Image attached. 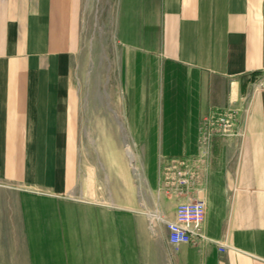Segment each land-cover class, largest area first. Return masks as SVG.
Here are the masks:
<instances>
[{
    "label": "crops",
    "instance_id": "0c3cea01",
    "mask_svg": "<svg viewBox=\"0 0 264 264\" xmlns=\"http://www.w3.org/2000/svg\"><path fill=\"white\" fill-rule=\"evenodd\" d=\"M151 43L127 53L120 139L139 163L143 208L80 180L84 0H0V264H264V0H147ZM236 107L206 171L205 240L147 227L159 157H196L209 110ZM118 138V137H117ZM133 195V194H132ZM175 199L161 197L165 220ZM156 207V206H155Z\"/></svg>",
    "mask_w": 264,
    "mask_h": 264
},
{
    "label": "rangeland",
    "instance_id": "374dc122",
    "mask_svg": "<svg viewBox=\"0 0 264 264\" xmlns=\"http://www.w3.org/2000/svg\"><path fill=\"white\" fill-rule=\"evenodd\" d=\"M146 1L84 0L83 50L72 67L80 98V180L89 183L93 197L105 200L127 195L117 183H135V192L129 193L126 203L107 204L126 209L144 205L139 199L142 173L139 163L129 161L133 160L130 151L129 159L124 153L128 141L119 138L118 113L126 84V55L143 50L144 40L151 43L154 39L152 12L144 10Z\"/></svg>",
    "mask_w": 264,
    "mask_h": 264
},
{
    "label": "built area",
    "instance_id": "2783aa9c",
    "mask_svg": "<svg viewBox=\"0 0 264 264\" xmlns=\"http://www.w3.org/2000/svg\"><path fill=\"white\" fill-rule=\"evenodd\" d=\"M237 108L229 105L204 114L198 127L200 154L196 157H159L157 181L153 191L156 204L146 210L147 227L154 231L164 224L167 240L173 246L191 244L196 239L205 240L202 224L206 211V199L200 193L205 190L207 163L215 138H228L235 133ZM161 197L175 199L174 218L165 220L158 201ZM156 206V207H155Z\"/></svg>",
    "mask_w": 264,
    "mask_h": 264
},
{
    "label": "bare ground",
    "instance_id": "6f19581e",
    "mask_svg": "<svg viewBox=\"0 0 264 264\" xmlns=\"http://www.w3.org/2000/svg\"><path fill=\"white\" fill-rule=\"evenodd\" d=\"M129 157H130V158H132V157H133L131 153H129Z\"/></svg>",
    "mask_w": 264,
    "mask_h": 264
}]
</instances>
